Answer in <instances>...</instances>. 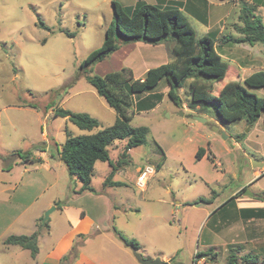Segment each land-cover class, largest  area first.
I'll return each instance as SVG.
<instances>
[{
	"label": "rangeland",
	"instance_id": "rangeland-1",
	"mask_svg": "<svg viewBox=\"0 0 264 264\" xmlns=\"http://www.w3.org/2000/svg\"><path fill=\"white\" fill-rule=\"evenodd\" d=\"M112 1L115 0H0V112L7 109V112H2L3 115L13 117L18 128L26 131V140L18 143L23 154L30 150L32 144L35 147L43 144L42 127L39 121L34 119L35 114L22 112L32 109L28 107L29 105L36 106V109L41 111L42 119L46 112L62 108L72 112L76 110L79 113H87L100 121L99 129L87 132L80 130L66 119L51 115L44 122L43 129L49 132V139L54 136L61 144L66 141V130L74 136H81L96 133L113 124V115H116L114 110L97 94L80 70L82 61L92 51L100 48L105 40L106 29L114 15ZM117 1L133 7L144 3L162 8H185L186 3L189 2L186 7L188 13L185 14L197 37L207 34L208 29L206 24L192 13L190 4L207 9L210 14V27L218 26L208 33L212 39H217L218 28L226 27L228 31L225 35L235 29L236 25L233 23L237 21L238 13L241 15L240 9L246 2V0H236L238 4L235 5L231 1L222 3L220 0ZM258 16L264 24V9L260 10ZM40 22L49 26L50 31L40 28ZM220 22H223V25H219ZM238 22L242 25L240 16ZM61 29L74 33L75 37L69 38L60 31ZM231 34L235 35L236 32ZM139 43L122 45L118 54L93 67L92 74L103 77L106 73L121 70L120 64L126 49L130 52L129 60H132L133 64L129 61L125 66L132 64L134 79L144 76L142 72L147 65L155 67V62L166 64L172 61L171 50L174 45L172 42L159 48ZM216 45L221 54L231 55L230 51L223 50L226 46L225 44L220 46L219 40L216 41ZM155 51L158 52L156 56ZM238 54L236 58L239 60L246 59L242 53ZM256 56L258 57L257 54ZM228 64L230 67L228 75L224 81L217 83L214 95H218L221 88L235 78L233 76L235 66L231 62ZM189 84L190 81L180 91L184 102L182 109L186 110H189L187 106L190 101ZM167 92L168 84L163 80L154 90L134 98L131 124L134 127H148L150 133L145 145L131 150L132 162L124 170V175L115 177V181L125 182L129 188L118 190L123 199L112 194V203L120 204L124 200L125 206H133L134 210L125 214L113 208L110 224L111 228L116 227L126 237L137 240L145 250H155L154 248L159 247L164 248L169 254L174 248H178L177 260L182 264H197L200 258H197L196 254L208 250L201 242V239L206 238L207 232L202 233L203 227L195 226L201 215L198 208H187L185 217L188 227L185 229L179 223V215L175 214L173 219L168 217V210L166 211L164 205L157 201L160 197L167 200L169 198L172 202L174 197L179 201H197L209 197L213 189L220 193L218 201L222 202L233 190L245 186L254 195L264 192V176L255 177L253 174L256 164L261 163L262 165L257 168L264 170V160H262L264 159V120L261 117L252 128L244 126V122L230 124L226 126L229 128L227 129L241 137L237 139L236 136H232L225 139L224 131H216L217 125H213L210 121L198 124V121L193 120L191 110V115L188 113L182 115L184 112L171 102ZM255 92L264 97V90ZM157 94L162 95L160 101L154 97ZM138 103L140 104L137 105ZM152 103H155V107H146ZM4 120L2 118L3 129ZM192 125L206 129L214 140H218L219 150L222 149L224 152L223 145L235 147L237 140L249 155L247 158H239L236 166L237 177L229 180L227 188L224 189L219 180L209 187L202 180L208 173L204 164L192 166L195 162L192 143L196 139V131ZM225 136L227 137L226 134ZM54 143L52 142V147L55 149ZM122 143L118 141L116 145L121 147ZM158 145L168 158L160 170L157 169L163 157L157 148ZM118 154L119 149L111 150L112 159L118 160ZM254 159H259L260 162L254 163ZM147 165L152 167L155 173L148 178L147 192L141 193L140 189L126 179V176L138 166ZM104 169L110 168L107 163L100 162L93 179L96 188H100L103 183ZM63 170L64 173L59 176V189L63 193L60 196L62 203L67 201L70 191L73 192L79 185L71 179L65 166ZM169 188L173 190L174 196H165ZM56 217L57 214L54 215L53 220ZM54 230L58 235L64 230V226L60 224L55 226ZM97 250L99 252L98 248L95 251ZM217 252V260L208 258L207 264H227L228 249H219ZM254 252L264 257V249ZM139 253L147 259H155V257H147L143 251ZM102 255L106 256L104 252ZM152 255L155 256V253ZM157 258H160L159 255L156 256ZM0 264H24V261L19 255L7 254L0 245Z\"/></svg>",
	"mask_w": 264,
	"mask_h": 264
},
{
	"label": "crops",
	"instance_id": "crops-1",
	"mask_svg": "<svg viewBox=\"0 0 264 264\" xmlns=\"http://www.w3.org/2000/svg\"><path fill=\"white\" fill-rule=\"evenodd\" d=\"M220 1H222V3L229 2L223 0ZM246 2L252 3L253 0H246ZM233 3H235V5L238 4L237 1ZM121 4L125 7L131 6L123 2ZM187 5H189V2H187L185 6L187 7ZM190 5L191 11H193L192 13L207 26L208 32L204 35L209 36L208 33L217 29L218 26L216 25L215 28L212 26L210 27V14L207 9H202L201 7L192 4ZM131 7H133V5ZM186 7L179 9L185 13L187 12ZM261 9L264 8H258L257 15ZM238 14V19L233 24L242 26L240 22H238L240 13ZM222 23L223 22H220L219 25H223ZM226 31L228 30L224 26L218 28L216 34L217 39L225 36ZM235 32L236 30L232 29V32L227 35L240 37L237 33L235 35L231 34ZM138 44L140 43L138 42ZM163 45L164 44L157 45L155 48H159ZM262 45L263 44L260 43L253 46L249 44H225L226 47H223V50L230 51L231 55L221 54V52L220 54L225 61L231 62L235 66L237 76L240 77L241 81H244L252 74L264 71V46ZM125 51V54L122 56L120 68H128L133 71V62L132 60H129L131 57L129 54L130 52L129 50L127 51V49ZM238 53L245 55L246 59L239 60L236 58ZM114 54H118V51ZM157 54L158 52L155 51V56ZM129 61L132 64L130 63L128 66H125ZM155 61H157L156 58ZM163 64L164 63L161 62H155V67ZM155 67L147 65L142 72V75L145 76L148 70ZM143 77L140 79H143ZM181 110L184 112L183 115H185V113H188L189 115L192 114L190 110ZM2 112H7V109L2 110ZM2 112H0V156H7L16 151L22 153V148L18 143L26 140V131H21L15 124L16 122L14 121V118L9 115H3ZM22 112L35 114L33 115L34 119H37L42 127L43 144L36 147L32 144L30 150L26 152L31 154V158L40 159L42 162L39 164L29 162L22 163L20 159H16L10 169H8L7 162L0 158V245H2L4 251H6L7 254H14L15 256L19 255L24 261V264H61V259L70 253L74 243L80 241L79 236L85 235L87 236V239L83 241L82 246L79 248L77 258L70 264H140L134 257L133 250L126 247L111 232L110 223L113 208H116L118 211L120 210V213L124 212L125 214L128 211L134 210L133 206L126 207L124 200H122L120 204L116 203L114 205L112 203V194L118 195L122 198V196H120L121 193H119L118 190L124 187L103 188L104 181L111 173V168L109 167V170L104 169L103 172L105 178L103 183L100 188H96L93 185V179L96 168L100 162H97L95 165L92 186L96 191H102L103 193L98 195L91 193L75 195L70 191L67 201L62 203L60 196L63 193L59 189V176L64 173V165L60 162L58 153L63 144L57 142L54 136H51V139H49V132L43 129L45 126L44 122H46L51 115L54 116V111L46 112L43 119L41 117V111L38 109L32 108L30 110H23ZM75 112L79 113V111L76 110ZM194 116L203 117L207 119L206 122L210 121L213 125H217V132L224 131V134L227 135V139L232 136H238L236 133L232 134L233 131L228 130V127L221 124L211 115ZM193 117L192 119L194 120ZM2 118L5 119L4 129L1 128L3 122ZM115 120L116 115H113V121L115 122ZM198 124H201V122H198ZM244 124V126H247L245 122ZM192 127L196 131V139L192 143L195 154V162L192 166L197 167L204 164L208 169V173L202 178V180L209 187L214 185L216 180H219L222 182L224 189L227 188L229 180L237 177L236 166L239 163V158H247L249 155L246 154L245 149H243L241 143L237 140L235 142V147L234 145L231 148L223 145V152L222 149L219 150L220 145L218 144V140H214L213 137L206 132V129H201V127H197V125H192ZM250 128L252 127L250 126ZM199 129L201 131H199ZM197 131L199 132L197 133ZM52 142H55V149L52 147ZM117 142L110 147V155L111 150L116 148L119 149V157L126 145V141H122L123 143L121 147L116 145ZM200 148H205L206 153L201 160L197 161L196 153ZM130 153L131 150L129 152L131 157ZM209 156L214 157L217 167L211 163L208 158ZM167 159L168 158L165 155L161 167L157 170L162 168ZM112 160L116 162L115 159ZM257 161L260 162L259 159L253 160L254 163ZM261 165L262 164L260 163L254 166L255 170L253 174L255 177L261 175L262 178L264 176V170L257 168ZM128 166H125L117 172L115 177L120 174L124 175V170ZM146 167H148V165L144 167L138 166L131 173H127L126 176V179L130 181L132 185L140 189L141 193L147 192V185L143 188L139 187L138 177L141 171ZM154 173L155 170L151 175ZM115 177L113 179L114 182H121L115 181ZM122 183L126 184L125 182ZM126 185L127 186L125 187L127 188L128 184ZM80 186L81 184L79 183L75 190H79ZM244 189L247 190L246 186L233 190L232 193L222 202L218 201L220 193L211 189V195L204 198L211 199V197H213L212 193L215 192L212 203L201 204L199 206L189 205L196 200L179 201L175 197L173 202L169 198L167 200L166 198L161 197L157 202L163 204L166 211L168 210V217L173 219L175 214H178L179 223L182 227H185V229L188 227V222L185 217L187 208L197 207L201 215L199 220L195 223V226L199 228L203 227L202 233L204 231L207 232L206 238L201 239L202 246L208 249L207 251L210 249L217 251L219 249H228L229 246H239L242 249V255H259L254 251L264 249V192L255 194L254 197H251L244 194ZM173 194L174 192L171 188L167 189L165 192V196L168 197L174 196ZM127 200L128 199H126V201ZM52 207H55L56 210L50 215L49 230H44L39 237V253L35 259L31 257L29 250H25L19 246H5L3 244L5 239L11 235H32L37 230L38 221L44 217L45 212ZM55 214H57V217L53 220ZM60 224L64 226V230L56 235L54 228ZM97 248L99 249V252L98 250L97 252L95 251ZM154 249L155 250L148 251L142 246L141 251L145 252L147 257H155L156 259V256L159 255L163 261L169 263L171 260H174V262H180L176 259L179 253V250H177L178 248H174L169 254L164 248L156 247ZM102 252L105 253V257L102 255ZM152 253H155V256L152 255ZM207 259L208 258H202L198 260L197 264H207Z\"/></svg>",
	"mask_w": 264,
	"mask_h": 264
},
{
	"label": "trees",
	"instance_id": "trees-1",
	"mask_svg": "<svg viewBox=\"0 0 264 264\" xmlns=\"http://www.w3.org/2000/svg\"><path fill=\"white\" fill-rule=\"evenodd\" d=\"M235 2L236 0H223ZM264 8V0H253L252 3L245 2L240 9L242 26H235L236 33L240 37L225 35L219 39H212L202 35L197 37L191 26L187 15L179 8H162L151 4H140L136 7H125L119 1H112L113 19L106 29L105 40L100 48L92 51L80 65V70L88 83L96 90L97 94L104 98L108 106L116 113L115 122L93 134L74 136L66 130V141L59 151V160L66 167L71 179L81 184L79 190L73 191L75 195L85 193L101 194L92 186L95 165L97 162L108 163L111 168L110 175L106 178L103 188L125 187L122 182H114L117 172L125 166L130 165V150L143 146L147 143L150 129L145 126H132L131 113L135 104V96L154 90L166 80L169 90L167 92L171 102L179 109L183 108L184 102L180 91L190 81V101L188 108L194 115H211L221 124L228 126L237 122H245L247 126L253 127L263 117L264 120V97L255 91L264 90V71H259L244 81H241L234 70V79L225 84L214 95L217 83L226 79L229 72V64L218 51L216 41L222 44H249L257 43L264 45V24L257 15L258 8ZM39 27L50 31V27L40 22ZM69 38L75 34L60 30ZM216 40V41H215ZM142 42L150 45H161L172 42V61L148 70L143 79H134L131 69L123 68L111 72L103 77L93 75V67L109 59L122 45ZM160 101L162 95H154ZM138 103L137 105H139ZM28 107L36 109V106ZM148 108L155 107V103L148 104ZM54 117L67 119L82 131L92 132L99 129L100 122L87 113L72 112L58 108L53 110ZM237 136V139H240ZM117 141H126L118 160L111 159L110 147ZM162 154L161 167L164 159V150L157 147ZM206 153L205 148H200L196 153L199 161ZM7 162L8 169L16 159L22 163L39 164L40 159L31 158L30 153L13 152L7 156H0ZM215 167L214 157H208ZM158 168V169H159ZM244 189L243 191H245ZM242 191V192H243ZM211 199L200 198L190 203V206L211 204ZM42 217L37 223V230L32 235H11L4 241L5 246H19L29 250L31 257L35 259L39 253V237L44 230H49V222L43 224ZM114 236L126 247L133 251L141 252V244L132 238L126 237L116 227L111 228ZM80 241L74 243L68 255L61 259V264H70L78 256V250L87 236L80 235ZM239 246H229L227 264H264V257L256 254L242 255ZM197 258H211L216 260L218 252L210 249L207 252H198ZM171 264H182L170 261Z\"/></svg>",
	"mask_w": 264,
	"mask_h": 264
},
{
	"label": "water",
	"instance_id": "water-1",
	"mask_svg": "<svg viewBox=\"0 0 264 264\" xmlns=\"http://www.w3.org/2000/svg\"><path fill=\"white\" fill-rule=\"evenodd\" d=\"M183 115V113H182ZM195 121L201 122V123H206L207 119L200 117V116H194L193 117ZM216 131H218V128H216ZM225 139H227V137L224 134ZM245 195H249L251 197H254L255 195L252 194L250 191L245 190L244 192ZM56 208L52 207L50 208L48 211H46L44 218H43V224L46 223V221L49 220L50 215L52 214L53 211H55ZM134 257L136 258V260L140 263V264H170L167 261H163L161 258H157V259H147L145 257H143L139 252L137 251H133Z\"/></svg>",
	"mask_w": 264,
	"mask_h": 264
},
{
	"label": "built area",
	"instance_id": "built-area-1",
	"mask_svg": "<svg viewBox=\"0 0 264 264\" xmlns=\"http://www.w3.org/2000/svg\"><path fill=\"white\" fill-rule=\"evenodd\" d=\"M154 172V169L152 167H146L144 168L139 177H138V186L143 188L147 185L148 178L150 175Z\"/></svg>",
	"mask_w": 264,
	"mask_h": 264
}]
</instances>
